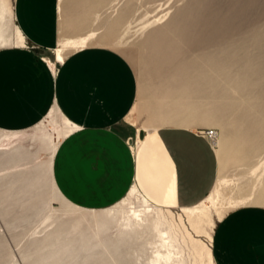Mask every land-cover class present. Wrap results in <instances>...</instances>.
<instances>
[{"label": "crops", "instance_id": "crops-1", "mask_svg": "<svg viewBox=\"0 0 264 264\" xmlns=\"http://www.w3.org/2000/svg\"><path fill=\"white\" fill-rule=\"evenodd\" d=\"M13 18L25 45L0 49V130L29 129L54 108L72 123L52 162L61 198L104 209L137 179L152 189L154 177L173 208L208 195L217 159L200 130L160 126L154 144L135 153L142 107L137 76L123 54L103 44L73 46L76 34L60 0H13ZM211 251L215 264H264V206L225 213L215 223Z\"/></svg>", "mask_w": 264, "mask_h": 264}, {"label": "rangeland", "instance_id": "rangeland-1", "mask_svg": "<svg viewBox=\"0 0 264 264\" xmlns=\"http://www.w3.org/2000/svg\"><path fill=\"white\" fill-rule=\"evenodd\" d=\"M1 1L7 4V10L0 15V29L14 43L9 47L25 45L13 18V0ZM60 1L67 24L76 34L71 42L73 46L103 44L127 58L138 79L141 125L157 130L161 123L156 118L155 105L157 97L163 94L159 84L164 82L171 65L157 61L142 40L150 29L163 26L188 0H82L81 7L77 6L81 0ZM210 2L211 10L217 8L225 13L233 0ZM240 20L242 18L237 19ZM250 27L264 28V0H254L245 12L244 29ZM166 31L170 33L169 29ZM2 48L7 47L0 46ZM246 48L252 54L258 51L252 41ZM187 52L189 48L182 47L179 57ZM64 117L54 108L35 126L16 134L9 132L15 140L0 145V264H150L157 239L155 232L147 229L143 233L139 229L138 234L126 235L124 229L136 198L143 199L139 193L129 190L111 208L98 210L73 206L58 194L48 167L56 149L53 139L58 145L70 130ZM177 121L178 126L200 131L213 128L222 135L221 129L214 125L193 124L181 117ZM131 122L137 124V119ZM57 124L60 125V140L56 137ZM2 133L8 132L0 130ZM138 137L139 129L136 140ZM145 141L149 142L148 138ZM235 154L231 158L224 157L222 165L217 164V177L207 195L210 201L200 218L201 229L211 236L215 223L225 213L240 205L264 206V152L240 159L236 158L240 153ZM161 168L166 177L168 166L164 164ZM145 172L149 174V169ZM138 184L137 179L132 185ZM145 190L152 196L158 195L153 188ZM167 208L176 218L178 214L185 217L181 207L164 204V211ZM97 215L105 221L102 228L86 221L87 216ZM199 238L211 247V240L205 234L201 233ZM183 256L187 264H192L186 248Z\"/></svg>", "mask_w": 264, "mask_h": 264}, {"label": "bare ground", "instance_id": "bare-ground-1", "mask_svg": "<svg viewBox=\"0 0 264 264\" xmlns=\"http://www.w3.org/2000/svg\"><path fill=\"white\" fill-rule=\"evenodd\" d=\"M210 1L188 0L163 26L150 29L142 41L157 61L171 65L164 82L159 84L163 94L157 97L154 109L161 126H178L177 118L181 117L193 124L199 122L218 127L222 135L217 132L213 148L217 164L222 165L224 157L231 158L235 153H240L236 157L240 159L264 152V28L244 29L245 12L254 0H233L225 13L217 8L211 10ZM82 4L81 0L77 6ZM6 5L0 0V15L7 10ZM21 39L24 40L23 36ZM249 41L254 42L256 53L252 54L246 48ZM11 45H14L12 40L0 29V46ZM184 46L189 52L179 57ZM64 121L70 126L67 135L72 130V123L66 117ZM139 130H143V137L136 140L137 153L147 138L149 144H154L157 133L147 125ZM55 131L60 140V125H56ZM8 133L0 134L1 146L15 140L10 133L17 132ZM55 140L53 144L57 148ZM54 153L48 167L52 181ZM151 184L157 196H152L139 184L132 185L130 190L139 193L143 199L137 197L136 204L131 207L124 226L125 234H138L139 229L143 233L147 229L155 232L157 239L150 264H187L184 248L192 264H214L210 245L199 238L201 233L209 240L212 238L199 225L210 196L194 205L182 206L186 219L183 214L176 218L169 208L163 209L164 204L172 205L168 196L163 197L159 181L154 177ZM149 217H152L151 221ZM86 221L100 228L105 225L100 215L87 216Z\"/></svg>", "mask_w": 264, "mask_h": 264}, {"label": "built area", "instance_id": "built-area-1", "mask_svg": "<svg viewBox=\"0 0 264 264\" xmlns=\"http://www.w3.org/2000/svg\"><path fill=\"white\" fill-rule=\"evenodd\" d=\"M203 136L211 143L213 146V141L215 140V137L217 135V132L213 128H206L203 131H201Z\"/></svg>", "mask_w": 264, "mask_h": 264}, {"label": "water", "instance_id": "water-1", "mask_svg": "<svg viewBox=\"0 0 264 264\" xmlns=\"http://www.w3.org/2000/svg\"><path fill=\"white\" fill-rule=\"evenodd\" d=\"M139 136L143 137V130H139Z\"/></svg>", "mask_w": 264, "mask_h": 264}]
</instances>
